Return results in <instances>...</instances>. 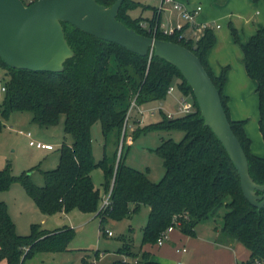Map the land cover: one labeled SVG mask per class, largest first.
Instances as JSON below:
<instances>
[{
  "label": "trees",
  "instance_id": "16d2710c",
  "mask_svg": "<svg viewBox=\"0 0 264 264\" xmlns=\"http://www.w3.org/2000/svg\"><path fill=\"white\" fill-rule=\"evenodd\" d=\"M22 1L30 5L36 0ZM115 1L97 0L107 7ZM138 5L134 0H124L118 20L139 34L183 45L200 58L220 92L229 122L247 155L250 175L257 184L263 185L264 157L251 152L246 122L230 117L229 98L224 92L227 68L216 76L207 62L208 52L216 42L213 30L205 29L196 41L185 35L188 26L171 35L160 30L154 33L141 27L140 22L147 21L153 28L158 19L157 8L153 9L150 19H133L129 11ZM63 26L75 55L65 62L62 72L16 69L0 59L9 75L0 106V131L3 118L15 111L31 112L33 121L41 126H55L64 116L65 132L73 137V143L63 144L57 168L44 172L45 186L31 183L29 175L13 176L8 165L0 170V192L20 181L44 213L80 210L96 213L102 222L107 218L129 216L141 205H146L150 213L143 229L141 248L157 244L160 235L175 221L184 235L195 236L199 224L220 216V211L225 209L222 226L215 227L221 242L243 244L250 251V259L245 264H255L257 260L264 262V207H255L244 195L234 162L214 131L205 126L193 91L179 69L156 56L154 51L141 56L69 23ZM241 46L247 75L257 84L259 125L264 138V25ZM112 64L115 69L111 68ZM174 84L181 95L192 97L194 111L169 118L165 111L159 110L162 114L159 122L133 131L134 137L151 130L184 132L180 142L170 138L157 148L165 168L159 182H153L147 173L128 166L123 151L117 165L113 164V155H104L100 161H95L91 135L95 123L101 122L105 137L117 133L121 140L132 101L136 98L138 106L164 101ZM126 138L127 133L123 148ZM97 168L103 170L107 192L112 191L111 204L105 209H101L100 190L92 179ZM257 194L264 192L257 191ZM74 237L73 228L48 231L37 224L32 225L29 235L21 236L16 232L6 203L0 202V263L25 264L34 252L67 251ZM143 254L144 264H159L151 260L149 252ZM83 261L87 264L85 259ZM112 264L132 263L116 261Z\"/></svg>",
  "mask_w": 264,
  "mask_h": 264
},
{
  "label": "rangeland",
  "instance_id": "374dc122",
  "mask_svg": "<svg viewBox=\"0 0 264 264\" xmlns=\"http://www.w3.org/2000/svg\"><path fill=\"white\" fill-rule=\"evenodd\" d=\"M134 1L139 5L129 11V15L133 19H150L153 9L159 8L161 4L160 0ZM196 2L208 6V13L210 12L212 19L210 21L212 25L209 28L213 30L216 38L215 45L212 47L215 52L212 58L213 68L221 75L224 65L230 64L228 66H231L230 68L225 66L227 82L229 73L232 74L228 90L226 89L225 93L229 97L230 117L233 120L246 122L245 130L251 140V152L264 157V155L256 153V151L264 149V138L259 125L257 84L246 75L241 46L249 41L259 26L264 25V0H194V3ZM212 5L217 7L212 9ZM260 5L262 6L260 7ZM257 11H260L259 15H256ZM168 15H170L169 12L163 13L164 21H167ZM171 17H176V14ZM216 22L223 28L215 30ZM175 24L177 23L175 22ZM189 29L192 32L188 31L189 37L194 41L200 39L205 31L201 28ZM209 67L213 71L212 67ZM111 68L115 69V65L112 64ZM8 81V72L0 64V106L3 104L6 94L2 91V87L6 86ZM173 88L175 96L179 97L182 93L175 84ZM161 104L165 109L172 111L177 109L175 98L168 95L164 101L143 103L131 111L124 148V136L121 137V140L117 133H111L105 137L101 122L95 123L91 128L95 161H100L104 155L107 157L113 155V164L117 165L123 151V159L128 166L147 173L153 182H159L164 176L165 168L157 148L164 140L170 138L180 142L184 138V132L151 130L147 133L141 132L134 137L133 130L159 122L162 119V114L157 111L153 115L150 109L160 107ZM131 125L134 126L133 130L130 128ZM28 132L32 134V137L27 136ZM129 137H131V142L128 140ZM31 140L50 144L54 149L45 150L37 148L36 145L31 146ZM72 143L73 137L65 132L64 116L55 126H41L33 121L31 112L15 111L8 118H3V128L0 131V170L10 165L13 176L29 175L28 179L31 183L43 187L46 184L44 172L57 168L62 145ZM92 179L100 190L102 198L100 205L102 206L103 200L108 195L103 170L101 168L94 170ZM0 202L6 203L16 232L21 236L29 235L33 224L48 231L64 227L75 230V237L68 246L69 250L34 252L25 261V264H84V259L87 264H112L124 260L132 264H144L142 260L144 249H147L152 256L160 252V246L157 244L145 245L141 248L143 229L147 225L150 213V208L146 205H141L129 216L121 219L107 218L103 222L96 213H86L80 210L70 213L46 214L39 208L20 181L13 182L7 191L0 192ZM224 212L225 209H222L220 216L209 219L198 227V231L207 234L209 230L214 232L215 227H221ZM108 231L112 233L111 236L107 234ZM174 233L170 234V238L162 247L163 249L175 237ZM176 245L179 248L183 247V244L180 243ZM240 245L244 251L245 246Z\"/></svg>",
  "mask_w": 264,
  "mask_h": 264
},
{
  "label": "water",
  "instance_id": "95a60500",
  "mask_svg": "<svg viewBox=\"0 0 264 264\" xmlns=\"http://www.w3.org/2000/svg\"><path fill=\"white\" fill-rule=\"evenodd\" d=\"M124 0L107 7L97 0H0V59L9 67L50 73L62 72L65 62L75 53L70 47L63 23H69L89 35L127 50L155 55L176 66L191 87L205 126L220 139L241 179L244 195L258 207H264V184L250 175L247 155L234 133L221 95L200 58L188 48L171 41L136 32L118 20Z\"/></svg>",
  "mask_w": 264,
  "mask_h": 264
},
{
  "label": "crops",
  "instance_id": "0c3cea01",
  "mask_svg": "<svg viewBox=\"0 0 264 264\" xmlns=\"http://www.w3.org/2000/svg\"><path fill=\"white\" fill-rule=\"evenodd\" d=\"M180 2L186 4L190 9H193L197 6H202V11L197 17L198 26L201 24H209L210 26L212 23L210 12L208 13V6H203L200 2L194 3V0H179ZM215 1V0H214ZM216 3V2H215ZM263 3V2H262ZM261 3V4H262ZM214 4V3H213ZM262 5H260L261 7ZM216 5H212V9L216 8ZM158 9V8H157ZM209 7V11H210ZM256 15L260 14V11L256 12ZM153 16V15H152ZM168 18V17H167ZM171 21L175 24V22L183 27L188 26V28L185 31V35L189 37L190 29H199L195 27H190L188 23L183 21L182 19L178 18L177 16L172 18ZM215 24V22H213ZM219 26V27H217ZM223 27L216 22L215 30L222 29ZM189 29V30H188ZM257 31V30H256ZM256 31L252 34L254 35ZM192 33V32H190ZM216 33V31H215ZM243 53V52H242ZM215 52L212 50V48L209 50L207 55V62L208 65L212 67L213 73L215 75H219L220 72L215 71L213 68L212 58L214 56ZM230 65V64H228ZM228 65H224L223 67H231ZM226 66V67H225ZM222 67V68H223ZM221 68V69H222ZM245 68V65H244ZM246 72V70H245ZM231 73H229L228 76V82L225 86L224 92L226 93V89L228 90L229 81L231 78ZM247 75V72H246ZM247 77H249L247 75ZM226 95V94H225ZM229 98V97H228ZM163 105V104H162ZM165 108V107H164ZM168 111H172L171 109H166ZM248 128V127H247ZM131 142V141H130ZM258 155H264V149H261L259 151H256ZM97 215V214H96ZM203 224H199L196 227V235L195 236H187L184 235L179 229H175V237L170 240L169 244L165 246V249L160 246V252L152 256L151 254V260L155 261L159 264H245L250 259V251L244 247V251L241 249V243L239 242H221V236H219V232L214 231L205 234L203 232L198 231V227ZM57 229V228H56ZM177 243L183 244L182 248L177 247ZM176 245V246H174ZM147 246V245H146ZM187 249L186 252H183L182 249ZM144 249V248H143ZM180 249L181 251H177ZM145 251L149 252L147 249H144ZM3 264H6L5 261H3Z\"/></svg>",
  "mask_w": 264,
  "mask_h": 264
},
{
  "label": "built area",
  "instance_id": "2783aa9c",
  "mask_svg": "<svg viewBox=\"0 0 264 264\" xmlns=\"http://www.w3.org/2000/svg\"><path fill=\"white\" fill-rule=\"evenodd\" d=\"M161 4L160 7L157 9V21L156 24L154 25V27L152 28L149 24V22L147 21H141L140 25L141 27L148 29L149 31H153L154 33H156L158 30L163 31L165 34L171 35L173 34L176 30H180L182 29L183 26L179 25V24H174L171 19V15H175L182 19L183 21H185L186 23L189 24L190 27H195V28H201V29H207L210 27L209 24H201L200 26L197 27L198 25V21H197V17L200 14V12L202 11V6H197L193 9H190L186 4L180 2L179 0H160ZM164 12H169L170 15H168L167 21L163 20V13ZM219 27V26H217ZM152 53V52H151ZM150 53V55H151ZM2 91H6V86L2 87ZM168 95L169 96H173L176 100L177 103V109L176 111H168L166 110L162 104L160 105V107H154L150 109L151 114H155L157 111L159 110H163L166 112L167 116L169 118H174L177 116H181V115H186L189 114L191 112L194 111L195 107H194V103L192 100H190L189 97L185 96V95H180L179 97H176L174 94V88L173 86H171L168 90ZM139 107L136 104V98L132 101L130 109L128 111L127 114V118L125 121V126L123 129V136H125L126 132H127V128H128V121L130 118V113L131 111L136 108ZM131 130L134 129V126H130ZM134 131V130H133ZM28 137H32V134L30 132L27 133ZM129 142L131 141V137H129ZM30 145L34 146L36 145L37 148L40 149H45V150H53L54 147L50 144H46V143H42V142H34L33 140L30 141ZM111 192H108V195L106 196V198L103 200L102 203V207L101 209H105L107 207H109V205L111 204ZM175 221V220H174ZM175 224L170 225L158 238L157 240V245L158 246H163L165 244V242L170 238V234L173 233L175 231V229L178 226V222L175 221ZM107 234L109 236L112 235V233L110 231L107 232ZM177 251H181L180 249H178ZM183 252H186L187 249H182ZM124 263L128 262L127 260L123 261ZM255 264H264V262L257 260L255 262Z\"/></svg>",
  "mask_w": 264,
  "mask_h": 264
}]
</instances>
